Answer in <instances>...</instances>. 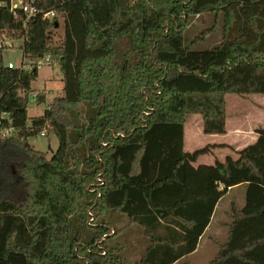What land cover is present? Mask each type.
I'll return each instance as SVG.
<instances>
[{
  "label": "trees",
  "instance_id": "16d2710c",
  "mask_svg": "<svg viewBox=\"0 0 264 264\" xmlns=\"http://www.w3.org/2000/svg\"><path fill=\"white\" fill-rule=\"evenodd\" d=\"M32 1L62 15L60 41L50 34L57 16L23 25L20 11L1 4L0 38L20 40L30 57L50 54L63 86L28 124L29 94L45 101L31 87L38 66L9 67L0 54V128L15 129L0 138V153L24 190L20 200L0 194V264H121L114 247L100 245L111 228L87 223L88 209L140 224L151 241L141 262L170 264L196 247L218 199L240 183L244 204L230 202L226 238L206 264H264V127L236 158L213 164L192 161L215 144L183 148L187 114L202 116L203 132L221 133L227 93L264 92V0ZM205 11L221 13V40L194 49L184 31ZM42 129L58 140L49 158L28 139ZM96 176L99 195L90 189ZM85 227L92 231L80 243Z\"/></svg>",
  "mask_w": 264,
  "mask_h": 264
},
{
  "label": "rangeland",
  "instance_id": "374dc122",
  "mask_svg": "<svg viewBox=\"0 0 264 264\" xmlns=\"http://www.w3.org/2000/svg\"><path fill=\"white\" fill-rule=\"evenodd\" d=\"M57 18L59 21V25L56 28H52L50 30L51 37L55 42L60 41V38L63 34V17L61 16V14H58ZM221 26V13H218L216 15L212 11L196 13L192 15V18L184 31V43L194 49H204L210 47L221 40ZM204 30L205 32H202ZM194 37L196 38V40L195 42L191 43ZM0 48V54L3 61L6 62L7 59H10V61L12 60V62L16 66L22 63L23 56H21L22 49L20 46V40L15 39L13 41V38L3 36L0 40ZM29 64L31 65V68L32 66H34V63L32 64L31 62H29ZM62 86L63 81L60 78V69L54 59H51L49 63L44 62L38 65V73L37 76L31 81V87L43 91L41 93L45 95V101H38L36 99V95L33 98L29 94L27 103V114L29 117L27 120L28 124L30 123V120L33 116L39 115L43 112L46 101H48L52 96L58 94L62 90ZM80 111L81 115L77 123L79 126L86 120V105H81ZM190 115L200 116V114L198 113H192ZM85 126L86 124H84L83 127ZM43 130H45V135L38 134L37 136H31L28 139L30 144L35 149L44 151L46 153V157L49 158L57 148L58 140L55 134L47 133L46 129ZM76 160V158L71 159V163L75 164ZM102 183L103 179L101 178V176H96L92 188L90 189H95V191H97V194L99 195L98 191ZM2 193L8 194L10 195V197H14L15 199L19 200L24 196L23 182L17 173L15 163L11 160V157L9 155L0 153V194ZM227 199L228 196L224 197L220 201V203L225 204ZM107 212H105L102 216L97 217L95 216L92 209L87 210V223L91 225L103 223L111 228L110 230L103 232L99 236L100 245L102 247H112L110 245L111 241L113 240L112 235H114L115 231H117L108 223L106 215ZM218 215L221 217L219 219H222L221 221L222 223H224L225 221H227L228 217H230L229 209H220ZM121 217H119L118 220L122 221L120 219ZM219 219H214L212 221L209 230L204 235L201 247L193 256L188 257V260L191 264H206L215 255L220 243L225 240L227 235V225L222 223L221 225H217ZM75 225L78 227V224ZM75 230L76 228L73 226L72 233H75ZM90 230V227H85V229L82 228L78 232L79 234H76L79 237L80 243L86 242L88 238H85V235L86 233H89ZM208 235L210 238L209 241H212V243H208ZM79 246L82 247V244ZM85 261H90V259H85Z\"/></svg>",
  "mask_w": 264,
  "mask_h": 264
},
{
  "label": "crops",
  "instance_id": "0c3cea01",
  "mask_svg": "<svg viewBox=\"0 0 264 264\" xmlns=\"http://www.w3.org/2000/svg\"><path fill=\"white\" fill-rule=\"evenodd\" d=\"M14 40L15 39H13V41ZM23 55L22 51L21 56ZM7 61H10V59H7ZM6 62L4 61V63ZM226 112L225 131L221 133L203 132L202 116H192L190 115L192 113L187 114L184 123V150L193 151L206 144H215L211 146L207 152L199 154L196 160L192 161L194 166L199 164H213L216 160L223 161L226 155H231L236 158L239 149L257 139V129L259 127H264V92L243 95L227 93ZM222 186L223 184L219 183L218 187L222 188ZM244 186V183H240L229 186L226 189L224 194L216 202L209 222L197 240L196 247L192 251L182 254L170 264H191L188 257L193 256L201 247L204 235L209 230L212 221L221 218L218 215L219 210L223 208L224 210L226 208L229 209L230 202L232 201H234L238 207L243 206ZM226 196H228L227 201L225 204H221L220 201ZM117 212L116 210H108L106 213L108 223L112 228L117 230L114 235H112L113 240L110 245L114 247L120 255L122 260L121 264H147L142 263L141 259L151 243L150 238L143 233L140 224L130 221L125 214ZM119 217H121L120 219L122 221L118 220ZM230 219L231 218L228 217L227 221L224 223H222V219H219L217 225H221V223L227 225ZM209 239L208 235L207 240L209 241ZM208 243H212V241Z\"/></svg>",
  "mask_w": 264,
  "mask_h": 264
},
{
  "label": "built area",
  "instance_id": "2783aa9c",
  "mask_svg": "<svg viewBox=\"0 0 264 264\" xmlns=\"http://www.w3.org/2000/svg\"><path fill=\"white\" fill-rule=\"evenodd\" d=\"M0 4L6 5L9 8V10H11L15 15H18L19 11H20L21 15L23 16V25H25V22L28 18L35 16L36 14H40L43 19H53L54 16H58V14H60L53 8L41 9V8L37 7L33 3L32 0H4V1H0ZM22 58H23L22 63L18 66L22 67L23 69H30L31 68V65L29 64V62H31L32 64L34 63V65L38 66L39 64L44 63V62L49 63L51 61V59H53L50 56V54H46L43 57H41V56L40 57L39 56L30 57V56L23 55ZM5 64L9 67H15L16 66V65H14V63L12 61H7ZM35 95H36L35 92L30 93V96H32L33 98ZM2 114H3L2 116L5 115L4 112ZM14 131H15V129L12 126H10L9 124L4 125L0 128V138H4L6 136H9ZM39 134L45 135V130L42 129L39 132ZM98 193H100V192L98 191Z\"/></svg>",
  "mask_w": 264,
  "mask_h": 264
},
{
  "label": "water",
  "instance_id": "95a60500",
  "mask_svg": "<svg viewBox=\"0 0 264 264\" xmlns=\"http://www.w3.org/2000/svg\"><path fill=\"white\" fill-rule=\"evenodd\" d=\"M91 264H97V260H96V259H93V260L91 261Z\"/></svg>",
  "mask_w": 264,
  "mask_h": 264
}]
</instances>
